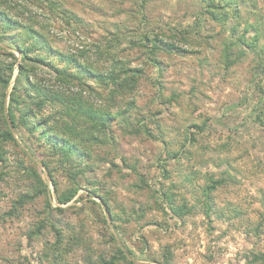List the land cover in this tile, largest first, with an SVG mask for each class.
<instances>
[{
  "label": "rangeland",
  "instance_id": "374dc122",
  "mask_svg": "<svg viewBox=\"0 0 264 264\" xmlns=\"http://www.w3.org/2000/svg\"><path fill=\"white\" fill-rule=\"evenodd\" d=\"M45 1L0 0V4L20 27L34 25L41 31L54 51L101 66L105 57H99L97 48L109 50L131 66L144 68L152 81L158 71L146 65L143 52L139 54L140 34L191 33L188 44L178 38L174 42L184 52L158 55L160 89L142 79L134 96L143 116L138 119L146 124L149 136L124 135L114 125L116 145L110 154V148L99 153L107 154L116 166L92 164L79 178L75 198L61 206L65 212L56 214L65 238L77 234L83 249L106 257L117 246L128 258L120 264H163L165 260L250 264L252 253H264V75L258 68L264 49V0H233L240 11L233 17L235 10H231L225 28L240 25L238 37L246 23H252L259 32L249 29L247 37L257 33L259 41L254 51L247 50L228 70L222 60V41L229 35L198 14L197 0H144V8L141 0H59L82 21L81 26L67 23ZM197 29L199 34H194ZM24 36L34 54L67 66L54 52L38 48L40 43L21 28L2 20L0 62L11 63V54L19 62L12 41ZM36 72L52 80L45 67ZM16 73L15 69L5 92V107ZM49 111L46 107L44 115ZM12 132L15 142L2 146L5 162L0 161V264H54L51 258H42L44 242L53 241L51 233L31 241L25 236L45 199L57 206L51 179L40 161H49L59 190L70 183L50 158V145L39 141V132L32 134L20 126ZM23 167L40 174L48 194L20 208L17 215L6 216L12 201L32 190ZM215 183L208 201L204 193ZM180 207L190 212L178 216L172 209ZM81 253L80 248L71 254L68 263H80Z\"/></svg>",
  "mask_w": 264,
  "mask_h": 264
},
{
  "label": "trees",
  "instance_id": "16d2710c",
  "mask_svg": "<svg viewBox=\"0 0 264 264\" xmlns=\"http://www.w3.org/2000/svg\"><path fill=\"white\" fill-rule=\"evenodd\" d=\"M141 1L142 5L140 6L144 8L146 2ZM45 2L51 11L62 16L67 23H75L76 26L82 25V21L72 15L69 9L64 7L62 1L46 0ZM197 2L199 4L198 14L205 16L206 19L209 17L223 29V34L229 35V37L225 36L222 41V60L226 70L237 64L246 55L247 50H255L259 41L257 33H254L251 38L247 35L249 29L259 32V28H255L252 23H246L243 33L238 37H236V33L240 25H232L230 29L225 28L227 22L230 21L231 10H235L233 17L240 11L238 6L233 5L236 4L233 0H197ZM2 6L0 4V20L3 23L21 28L28 38L40 43L38 48L45 47L47 53L54 52L64 60L60 62L67 64L66 67H60L51 59L34 54L33 48L25 44L26 36L23 37L24 40L14 38L12 41L13 48L20 53L19 62L16 63L17 58L14 54H11L13 58L11 63L0 62V161L5 162L1 157L2 146L9 142H15L12 129L20 126L32 134L39 132V141L47 142L50 145V158L56 161L70 183L63 191L59 190L48 164L49 161H40L51 179L57 206H52L45 199L44 207L25 236L28 241H31L43 237L46 232L51 233L53 241L44 242L42 258H51L54 264H69V256L75 251H79L80 248L82 250L80 263L73 264L127 262L128 258L125 253L117 246L110 256L106 257L105 254H95L92 249H83L77 234L71 233L66 239L65 229L58 225L55 217L56 214L65 212V208L61 206L75 198L79 191L78 180L80 177H85V173L92 169V164L105 162L116 166L114 161L107 158V154H110L116 145L112 131L114 125L124 135L149 136L146 124L143 121L140 122L143 116L134 96L139 90L142 79L151 81L160 89L162 69L158 55L160 53L170 54L173 51L184 52V49L178 47L174 42L178 38L188 44L187 40L191 33L188 30H183L179 35L170 33V37L165 34L159 36L152 31L140 34L137 41L139 42V54L143 52L146 65L158 71V77L152 81L146 77L144 68L131 66L128 61L121 59L118 54H113L109 50L97 48L99 57H105V64L101 66L88 60L79 61L75 56L63 55L54 51L47 44L41 31L35 29L34 25L20 27V22L13 19ZM142 17L140 16V18ZM194 34H199V30L197 29ZM259 56H261V62L258 68L264 75V49ZM42 67L48 70L52 78L51 81L45 80L37 74V69ZM15 69L17 73L14 85L9 93L8 105L5 107V92L10 85ZM89 81L98 85L99 89L88 83ZM21 92L24 97H20ZM92 96L95 100L92 99ZM46 107L50 111L44 115ZM106 148H110L106 156H100L99 151ZM23 171L32 180V190L20 194L16 200L12 201L6 216L17 215L20 208L36 201L38 197L48 194L46 183L35 169L23 167ZM215 188L216 183L204 193L208 201ZM93 190L92 194L96 195L97 189ZM2 197L3 193L0 191V202ZM103 203L106 212H109L107 202L104 200ZM172 210L178 216H182L185 213L184 210L190 212V209L185 207ZM112 240L114 242V237ZM250 257V264H264V253H252ZM40 264L42 263L40 262ZM163 264L170 263L165 260Z\"/></svg>",
  "mask_w": 264,
  "mask_h": 264
}]
</instances>
